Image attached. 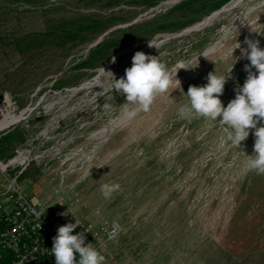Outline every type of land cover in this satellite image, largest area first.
Wrapping results in <instances>:
<instances>
[{"label": "rangeland", "instance_id": "rangeland-1", "mask_svg": "<svg viewBox=\"0 0 264 264\" xmlns=\"http://www.w3.org/2000/svg\"><path fill=\"white\" fill-rule=\"evenodd\" d=\"M185 1L145 7L143 0H0V119L22 116L0 135L15 126L23 136L5 152L11 158L0 157V185L1 168L18 158L6 173L17 175L29 196L78 197L76 205L59 207L116 222L106 263L264 264V175L244 171L246 155H253L252 131L237 149L219 123L179 115L188 103L183 93L206 84L210 72L232 70L220 99L226 106L235 97L250 63L239 58L245 38L264 49V0H229L200 17L196 0L178 7ZM86 18L122 21L95 38L93 30L76 40L47 36ZM141 22L149 24L115 34L124 42L112 55L115 63L111 56L94 68L78 67L104 37ZM164 22L171 29L135 43ZM236 43L241 48L233 52ZM137 51L159 56L168 68L184 62L191 69L177 73L183 93L177 84L149 112L128 120L125 97L110 90L101 68L119 79ZM102 87L109 90L97 94ZM106 184L119 185L108 199L101 192Z\"/></svg>", "mask_w": 264, "mask_h": 264}, {"label": "clouds", "instance_id": "clouds-1", "mask_svg": "<svg viewBox=\"0 0 264 264\" xmlns=\"http://www.w3.org/2000/svg\"><path fill=\"white\" fill-rule=\"evenodd\" d=\"M235 30L237 31L236 28ZM228 31L230 30L226 29L225 33L227 34ZM243 43L247 45V48L241 49L239 58H245L250 62L244 65L247 76L243 85L235 89V97L226 106L220 97L224 94L225 84L231 78L232 70L221 75L210 72L206 77V84L190 85L186 94L181 89L177 73L181 69L191 68H187L184 62L168 68L159 56L149 55L142 51L135 52L131 67L125 69L123 77L116 79L111 71H105L103 68H101V73L102 75L107 74L110 78L108 81L110 90H115L125 97V103L122 105L124 115L128 120L135 119L141 112H149L158 96L168 93L169 89L178 84L188 100L187 105L179 109L180 116L195 115L219 123L227 130V141L237 149L242 142L247 140L252 131L255 137L253 155H246L248 159L244 171H254L264 175V49L260 47L259 40L246 37ZM236 44L238 47L234 48L233 52L241 48L240 43ZM149 47L157 49V45L151 41H149ZM202 56L206 58V55ZM198 57L195 58L197 61ZM115 62L116 57L112 56V63ZM102 89L103 91L97 94L109 90L103 87ZM103 107L108 109L110 106L103 105ZM224 142L222 139L221 144L223 145ZM118 189V184L101 186V192L106 199ZM78 226L81 225L76 220L75 223H67L58 227L51 248L55 264H105L106 258L101 251L94 248L91 243H85L84 232L87 231L72 234Z\"/></svg>", "mask_w": 264, "mask_h": 264}, {"label": "built area", "instance_id": "built-area-1", "mask_svg": "<svg viewBox=\"0 0 264 264\" xmlns=\"http://www.w3.org/2000/svg\"><path fill=\"white\" fill-rule=\"evenodd\" d=\"M17 153L18 156L22 155L20 150ZM17 159H11L1 168L0 264H55V257L51 255L53 237L58 227L75 223L76 220L81 226L72 234L87 231L84 232L85 243H91L105 256L106 247L111 245L119 233L118 224L114 221H90L77 212L59 207L76 205L78 197L69 198L64 193L47 197L29 196L19 185L17 175L6 173L7 167ZM105 264L115 262L110 258Z\"/></svg>", "mask_w": 264, "mask_h": 264}, {"label": "trees", "instance_id": "trees-1", "mask_svg": "<svg viewBox=\"0 0 264 264\" xmlns=\"http://www.w3.org/2000/svg\"><path fill=\"white\" fill-rule=\"evenodd\" d=\"M89 1V0H88ZM95 2V0H90ZM163 0H143L145 7H154L161 3ZM229 0H196V4L199 5L201 12L199 17L204 14H208L214 10L219 9ZM193 1H185L178 7H183L184 5H193ZM199 9V10H200ZM122 21L118 18H111L108 20L102 19H90L86 18L83 21L76 20L71 22L69 25H60L59 27L53 28L48 34V37H51L52 40H76L81 36L83 32H88L93 30L95 38L99 35L104 34L108 31L112 26L120 23ZM148 22H141L137 24H132L126 28H118L115 32L109 36L103 38V41H100L96 44L94 48L89 50V54L85 60H83L78 67H91L94 68L99 64L106 62L111 56L121 47H123L124 42L123 39L119 37L118 33L123 32H134L140 28L147 27ZM171 29V25L167 23H160L156 26H153L151 29H146L144 34L139 38L135 39V43H139L144 39L151 38L156 33ZM17 127H14L13 130L8 131L5 134L0 135V155L5 154L6 151L13 149V147L23 139V136L18 133L16 130ZM12 154V153H11ZM11 154L6 156V159L11 158Z\"/></svg>", "mask_w": 264, "mask_h": 264}, {"label": "bare ground", "instance_id": "bare-ground-1", "mask_svg": "<svg viewBox=\"0 0 264 264\" xmlns=\"http://www.w3.org/2000/svg\"><path fill=\"white\" fill-rule=\"evenodd\" d=\"M215 14H213L212 16L208 17L205 21L197 24L195 27H199V26H202L208 22L211 21V19L214 17ZM21 116L19 115L18 117H14V118H11L9 117V115L7 114H4L2 116V118L0 119V131L8 126H10L13 122L17 121Z\"/></svg>", "mask_w": 264, "mask_h": 264}, {"label": "crops", "instance_id": "crops-1", "mask_svg": "<svg viewBox=\"0 0 264 264\" xmlns=\"http://www.w3.org/2000/svg\"><path fill=\"white\" fill-rule=\"evenodd\" d=\"M14 127H15V126H13V127H9L6 131L3 132V134L7 133V132L10 131V130H13ZM6 156H7V154L0 155V157H2V159H4V160L6 159Z\"/></svg>", "mask_w": 264, "mask_h": 264}, {"label": "water", "instance_id": "water-1", "mask_svg": "<svg viewBox=\"0 0 264 264\" xmlns=\"http://www.w3.org/2000/svg\"><path fill=\"white\" fill-rule=\"evenodd\" d=\"M103 36V35H102ZM102 36H100L98 39H97V42L102 38ZM22 118V116L18 119V120H20ZM17 120V121H18ZM17 121H15V122H17ZM15 122H13L12 124H14Z\"/></svg>", "mask_w": 264, "mask_h": 264}]
</instances>
